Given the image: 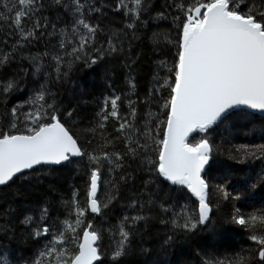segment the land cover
Here are the masks:
<instances>
[{"label":"snow or ice","instance_id":"snow-or-ice-1","mask_svg":"<svg viewBox=\"0 0 264 264\" xmlns=\"http://www.w3.org/2000/svg\"><path fill=\"white\" fill-rule=\"evenodd\" d=\"M0 189V264H264V0H0Z\"/></svg>","mask_w":264,"mask_h":264},{"label":"trees","instance_id":"trees-1","mask_svg":"<svg viewBox=\"0 0 264 264\" xmlns=\"http://www.w3.org/2000/svg\"><path fill=\"white\" fill-rule=\"evenodd\" d=\"M87 79V77H85ZM146 79V77L144 78ZM144 79L141 80L140 85H141V94H143V89H144ZM117 86H119V81H117ZM103 90L101 85H98L95 89L96 94L99 96L100 92ZM92 109H86L85 111H91ZM198 138V136H197ZM249 137H245L243 135L237 137L233 142L234 143H247L249 142ZM253 143H259L260 141L258 139L251 140ZM234 162L232 161H227L226 159H221L219 163H217L214 168L211 171V175L213 176H220L224 174L225 169L227 168L228 165H232ZM236 169H243L244 171H247L246 166L243 165H236ZM50 181L45 180V183L40 186V191H33L32 192V199H39L40 196L42 195L43 192L47 190V185ZM239 182L238 177H233L232 178V185L236 186L237 183ZM57 187L59 189L58 193H55L52 195L53 199H59L60 195H63L65 197H69L72 192V185L75 184L79 186L81 189H83V181L79 178H73V176H61L57 181H56ZM231 190V189H229ZM0 191L3 192H9V189H0ZM194 199V198H193ZM262 204H264V189H261L256 192L254 196H251L247 199L237 201L236 206L240 207L242 211L244 212H249L254 210L255 208L261 207ZM231 203H228L226 205H222L223 211H230L231 210ZM63 213H61V218H63ZM251 246V241L247 239V236L245 233L241 230H236V231H230L225 233L223 236L222 240L220 241L219 244L216 245V252L219 254V256L223 257L225 255H232L234 252L239 251L241 248H248ZM13 248H16L17 245L15 242L12 244ZM35 247V246H34ZM20 251L23 252L24 255H28L30 252V249H21ZM19 254V252H18Z\"/></svg>","mask_w":264,"mask_h":264}]
</instances>
